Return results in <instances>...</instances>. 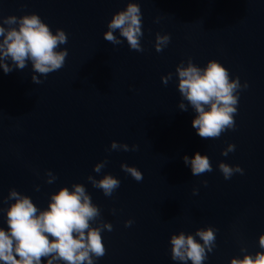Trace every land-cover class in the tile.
<instances>
[{
  "label": "water",
  "instance_id": "water-1",
  "mask_svg": "<svg viewBox=\"0 0 264 264\" xmlns=\"http://www.w3.org/2000/svg\"><path fill=\"white\" fill-rule=\"evenodd\" d=\"M128 2L0 0V17L35 14L68 37L58 49L68 52L64 67L38 76L42 84L32 82L30 62L9 74L0 69V228L7 230L6 209L15 202H4L10 190L46 210L60 188L82 184L101 210L93 227L112 225L101 232L107 252L95 264H179L170 237L209 226L218 229L216 247L204 264L254 255L264 234V0H133L142 13L143 52L130 50L119 32V45L103 39ZM157 33L171 38L159 53ZM189 58L201 68L215 60L248 84L239 92L235 129L218 139H201L194 110L178 107L187 102L175 69ZM169 73L165 85L161 77ZM112 142L138 150L109 151ZM230 144L235 151L222 155ZM196 153L209 158L212 172L192 175L183 157ZM219 163L239 166L243 175L225 180ZM121 164L137 168L143 180ZM49 171L57 177L52 184ZM104 175L121 182L111 197L87 180Z\"/></svg>",
  "mask_w": 264,
  "mask_h": 264
},
{
  "label": "clouds",
  "instance_id": "clouds-1",
  "mask_svg": "<svg viewBox=\"0 0 264 264\" xmlns=\"http://www.w3.org/2000/svg\"><path fill=\"white\" fill-rule=\"evenodd\" d=\"M6 26V27H5ZM142 13L138 3L129 0L124 10L114 14L107 24L103 39L113 45L123 41L114 33L127 41L130 50L143 52L141 46ZM169 35L156 34L155 50L161 52L170 43ZM68 37L63 30L57 29L55 34L38 15L0 17V69L4 74L13 70H23L31 63V76L34 84H42L38 76L59 71L65 65L67 50H58L67 43ZM178 80L177 88L185 103L178 107L187 112L188 106L196 113L192 127L201 139H218L224 132L235 129L234 117L237 114L239 92L248 87L240 84L239 77L230 78L228 69L215 60H210L203 68L193 64L191 58L185 66L182 61L175 69ZM173 73L161 77L167 85ZM137 151L138 146L130 149L127 144L112 142L109 151ZM235 151V145H228L221 154L227 156ZM185 166H190L193 176L212 172V165L206 155L194 154L193 158L183 157ZM108 163L107 160L94 167L96 173ZM121 169L135 181L141 182L143 174L135 167L121 164ZM219 171L225 180L243 169L219 163ZM46 183L52 184L57 177L46 172ZM92 187L111 197L120 187V180L112 175H104L102 179L88 176ZM207 186V181L202 182ZM36 191H39L37 186ZM198 194L193 190V195ZM15 201L6 209L7 230L0 228V264H95V261L106 255L101 232L112 231V225L100 220L101 210L93 204L91 196L82 184L62 187L51 195L46 210H40L30 197L21 195L16 190L9 191L4 201ZM0 209V212H4ZM133 221L125 222L130 227ZM218 229L206 227L198 229L194 234L180 232L170 237L171 259L179 264H204L208 254L216 247ZM199 238V240H197ZM202 242V243H201ZM258 245L261 251L254 255L244 254L243 258H232L230 264H264V234L259 236ZM246 253V248H241Z\"/></svg>",
  "mask_w": 264,
  "mask_h": 264
}]
</instances>
